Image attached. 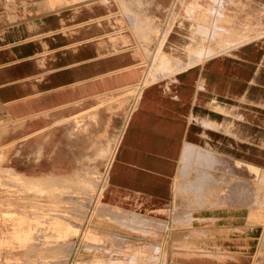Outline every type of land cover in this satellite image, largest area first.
<instances>
[{
  "label": "crops",
  "instance_id": "1",
  "mask_svg": "<svg viewBox=\"0 0 264 264\" xmlns=\"http://www.w3.org/2000/svg\"><path fill=\"white\" fill-rule=\"evenodd\" d=\"M106 2L0 27V121L25 123L30 172H102L101 203L164 222L130 264H264V37L190 56L177 26L142 86L159 102L137 103L155 23Z\"/></svg>",
  "mask_w": 264,
  "mask_h": 264
},
{
  "label": "rangeland",
  "instance_id": "2",
  "mask_svg": "<svg viewBox=\"0 0 264 264\" xmlns=\"http://www.w3.org/2000/svg\"><path fill=\"white\" fill-rule=\"evenodd\" d=\"M52 1L53 0H0V27H4L5 25L10 23H15V20L16 22H18L24 19L33 18L40 13L50 14L52 12H62L69 8H75L81 5L92 4L94 6V4L98 1L105 2V0H75L71 4L63 5L57 8L52 5ZM139 1L142 14L149 16L150 21L154 24L156 22V18H153V20L151 17L150 8H148L149 3L147 2V0ZM180 1L182 2V5L187 2V0ZM158 2L161 4V2L163 1L158 0ZM187 7V11L192 13L193 9L191 8V6L187 4ZM101 15L104 14H96L91 17L97 19ZM167 16L172 17V19L175 21L174 23L176 24V27H184V22L190 20L189 17L185 16L180 10H178L177 12L174 11V9H170L169 11L167 10ZM206 27V24L198 22L197 33L199 35H203V33L207 32L210 37L213 34H216L220 37V32L218 30L213 31L212 29H208ZM168 32L169 29H167V33ZM227 41L230 45L231 39H228ZM224 52L230 51L229 49L226 50L225 48L219 47L218 45L215 46V50L213 48L210 49V46H206L205 53H198L195 56H214ZM24 127V122L3 123L0 121V188H4L0 190V203H2L0 204V230L5 229L1 230L0 233L2 235H6H4L6 237L5 238L0 234V236H2L0 237V241H2L0 242L2 243L0 244V264H56V262L57 264H107L104 263L105 261L108 263L117 261L121 264H124L125 261L129 264L133 263L138 253L137 248H135L134 245L136 242H138L137 238L134 240V238L137 237L135 235L139 233L138 231H136L137 228L144 230L152 226L155 228H161L164 227L165 223H160L159 221V223L157 224H149L148 222L146 224H143L135 219L138 218L136 215L123 214L119 212L115 213L103 203L102 205H100V200L92 203L94 202L92 201V198L94 200L95 193L99 186L98 184L101 183L105 175L102 172H59L40 174H35L34 171L30 172V169L32 167L27 164V162H25V159L21 155V148L26 143V141L24 140V137L26 136L22 138L21 134L18 131L24 129ZM7 142L11 145V147L9 150L5 151V144L7 145ZM91 183L93 186L89 185ZM11 188L13 190H11ZM21 191L24 194H22ZM56 191L58 192L57 194ZM73 192H75L76 194H74ZM64 193L65 195L63 196ZM69 194L71 195V198ZM75 195L76 198L73 199L72 196ZM10 201L14 203L12 204L10 203ZM14 205L17 209H19L17 210L16 208H14ZM75 205H78V207H76ZM81 207L83 208V210ZM92 207V215L96 213L98 209H100L99 216L104 217V219H98L97 216H93L89 223L87 221V218ZM7 210L10 212H8ZM68 210L71 213L68 212ZM72 212H76V215L78 216H76L75 213ZM16 213H18L19 215ZM37 213L40 214V216L37 217ZM55 214L60 218L54 217ZM6 215L7 217H9L7 218ZM45 215H47L48 217ZM3 216H5L6 218L4 217V219ZM42 216H44L45 218H43ZM50 216L53 218H51ZM66 216L70 219H67ZM47 218L48 223L52 221L50 223L52 225L49 224L48 226V224L46 223ZM50 218L53 220H49ZM54 218H57L56 220L58 221L54 220ZM41 219L43 221H41ZM59 219H63V222L59 221ZM9 220L12 222L10 223ZM26 221L29 223L32 222V224L30 223L29 225ZM58 222H62L63 225H66L63 226L61 223L56 225V223ZM14 223L18 226L16 227ZM5 225L7 227L9 225L10 227L7 228ZM39 225L41 226V228ZM123 225H126L128 228H123ZM4 226L5 228H3ZM29 226L30 228H28ZM23 228L25 231L23 230ZM34 229L36 231H34ZM47 229L49 232L46 231ZM45 234H48L46 236L48 238L51 237V239L48 240L45 237ZM57 234L59 235L56 236ZM41 235H43L44 238ZM52 235H55V237L53 236V239L56 238L55 241L52 239ZM59 236H62V238H59ZM35 237H37V239ZM38 238L39 240L41 239V243L37 241ZM34 240L37 242H35ZM56 240H58L59 242ZM161 244H163V242H158L155 245L156 257H159ZM23 258L24 261L21 260ZM50 258H52L53 260H50ZM54 259L58 260L55 262ZM99 259L104 260V262ZM49 261L51 263H49ZM58 261L60 262L58 263Z\"/></svg>",
  "mask_w": 264,
  "mask_h": 264
},
{
  "label": "bare ground",
  "instance_id": "3",
  "mask_svg": "<svg viewBox=\"0 0 264 264\" xmlns=\"http://www.w3.org/2000/svg\"><path fill=\"white\" fill-rule=\"evenodd\" d=\"M75 0H53L52 1V5L55 6V7H60V6H63V5H67V4H71L73 3ZM105 1H109V0H105ZM163 2H161V4L158 2V0H147V2L149 3V7L150 8V14H151V17L152 19L153 18H156V22H155V28H154V48L149 52V63L147 62L148 66H147V69L145 67V70L144 71L145 75L144 77H142L140 75V77H142L141 79V84H139V86L136 88V97H135V102H142V101H157L159 102V99L157 100L158 97H152V99H150V97L148 96L149 94L146 93L144 91V89H142V86L143 85H146L148 87L150 86H153V84H158L160 82V79L158 76H156V74L154 73L153 69H154V64L156 62V60H158V58L160 57L161 58V53L163 51V48L165 46V43L167 42V46L170 44V37L173 36L174 33H176V24L174 23L175 21L172 19L171 16H167V10L169 11L170 9L174 11H178L180 10L181 12H183V14L185 16H188L190 20H187L184 22L185 26L182 27L181 29V32L183 35H189L190 39L186 42V46H182V48H180L181 50L185 51L186 53L188 52L190 54V56H195L197 55L198 53L199 54H203L205 53V48L206 46H210V49L213 48L215 50V46L218 45L219 47H222V48H225L226 50L229 49V51H232L246 43H249L253 40H257V39H261L264 37V0H187V2H185L184 5H182V2L180 0H162ZM100 1L96 2L94 4V6L96 4H100L99 3ZM106 2V3H107ZM113 2H115L114 4L118 5V7L120 8L119 11L123 12V14L126 16V18L132 22V24L135 26L138 25V27L140 28V32L141 33H145V35H147L146 37H149L151 35V33L153 32H150L148 31V27H151V22H150V19H149V16L147 15H144L142 14L141 12V5H140V1L139 0H113ZM105 3V2H104ZM111 2H109L110 4ZM187 4H189L191 6V8L193 9V12H189L187 11L188 7H187ZM115 14V13H114ZM122 14V15H123ZM100 17H104V15H101L99 16L97 19H99ZM126 19V22L128 21ZM154 20V19H153ZM16 22V20H15ZM86 22V21H84ZM88 22V21H87ZM198 22H202V24H206V28L208 29H212L213 31L214 30H218L220 32V37L216 34H213L211 37L209 36V34L206 32V33H203V35H199L197 33V26H198ZM82 23V22H81ZM128 24V23H127ZM130 25V24H129ZM172 26V27H171ZM210 26V27H208ZM131 28V27H130ZM167 29H169V32L167 33ZM120 30V29H119ZM118 30V31H119ZM133 33V32H131ZM148 33V34H146ZM111 34V33H110ZM108 34V35H110ZM150 34V35H149ZM209 38H210V42H209ZM136 39V38H135ZM150 39H152V37L150 36ZM228 39H231L230 41V45L228 44ZM138 42V41H137ZM136 42V43H137ZM190 42V43H189ZM234 42V44H233ZM77 44V43H76ZM137 46V45H136ZM174 48H177V47H174L173 46V42H172V49ZM208 48V47H207ZM135 49V48H134ZM179 49V48H178ZM117 50V49H116ZM120 51V50H118ZM107 53V51H106ZM109 53V52H108ZM144 53V52H143ZM194 54V55H192ZM104 55V54H103ZM106 55V54H105ZM145 55V54H144ZM99 57V56H98ZM148 59V58H147ZM34 60V59H33ZM145 61H146V58H145ZM144 61V62H145ZM148 61V60H147ZM143 62V61H142ZM80 63V62H79ZM168 63V62H167ZM139 64V63H138ZM141 64V63H140ZM133 65V64H132ZM69 66V65H68ZM136 66V65H135ZM48 69V68H47ZM58 69V68H57ZM111 71V70H110ZM109 71V73H110ZM139 71H140V68H139ZM164 71V70H163ZM156 72V71H155ZM160 72V71H159ZM108 73V72H107ZM165 72H163L164 74ZM158 74V73H157ZM162 73H160V75L163 76ZM99 75V74H98ZM112 78V77H111ZM121 80V79H120ZM80 81V80H79ZM135 81V80H134ZM138 81V80H137ZM132 82V81H131ZM128 83V82H127ZM126 83V84H127ZM130 83V82H129ZM137 84V83H136ZM115 85H117L115 83ZM122 85V84H120ZM111 87V86H110ZM117 87V86H116ZM107 90V88H106ZM101 91V90H100ZM95 93V92H94ZM156 98V99H154ZM161 99V98H160ZM161 103V102H160ZM132 106H133V103H132ZM49 107V106H48ZM133 108V107H132ZM131 110V108H130ZM136 112V111H135ZM129 114V113H128ZM33 115V114H32ZM19 116V115H18ZM25 117V116H24ZM127 121V120H126ZM126 123V122H125ZM131 124V123H130ZM124 126V125H123ZM129 127V126H128ZM124 131V130H123ZM118 139V138H117ZM119 139H120V136H119ZM119 143V141H118ZM116 144V142H115ZM116 149V148H115ZM115 149L112 150V154H114L115 152ZM239 160V159H238ZM116 164V163H115ZM116 166V165H115ZM115 169V168H114ZM113 169V170H114ZM106 171V170H105ZM115 171V170H114ZM113 171V172H114ZM107 172V171H106ZM114 174V173H113ZM113 176V175H111ZM19 177V175H18ZM105 177H106V174L104 175V178H103V182H99L100 184H98V188H97V191L95 193V198L93 200L92 198V203H95V201H98L100 200V195H101V192L103 190V186H104V180H105ZM116 178V177H115ZM4 179V178H3ZM92 180V179H91ZM2 181V180H1ZM111 181V180H110ZM93 182V181H92ZM239 182V181H238ZM241 184L244 182L240 181ZM9 183V182H7ZM83 183V182H82ZM237 183V182H236ZM16 184V183H15ZM86 184V183H84ZM234 185V182L231 183ZM246 184V183H245ZM8 185V184H7ZM11 185V184H10ZM14 185V184H12ZM89 185H92L89 184ZM230 186V187H233ZM1 186V185H0ZM87 186V185H86ZM93 186V185H92ZM235 186V185H234ZM239 186V184H238ZM242 187V185H240ZM239 186V188H240ZM11 187V186H10ZM13 187V186H12ZM31 187V186H30ZM91 187V186H90ZM228 187V188H230ZM94 188V187H93ZM4 188H0V190H2ZM9 189V188H8ZM18 189H21V188H18ZM24 189V188H23ZM232 190V188H230ZM236 189V188H235ZM11 190H13L11 188ZM16 190V189H15ZM26 190V189H25ZM234 190V189H233ZM243 190V189H242ZM93 191V189H92ZM235 191V190H234ZM240 191V190H239ZM1 192V191H0ZM29 192V191H28ZM237 192V191H236ZM241 192V191H240ZM239 192V193H240ZM246 192V191H245ZM20 193V192H18ZM22 194H24L22 191H21ZM43 193V191H42ZM53 193V192H52ZM58 192L56 191V194ZM74 194H76L75 192H73ZM91 193V192H89ZM2 194V193H1ZM12 194V193H10ZM15 194V193H14ZM35 194V193H34ZM55 194V193H54ZM72 194V193H71ZM229 194V193H228ZM242 194V193H240ZM3 195V194H2ZM39 195V194H38ZM65 195V193L63 194V196ZM70 195V194H69ZM68 195V197H69ZM91 195V194H89ZM231 195V198H232V194ZM238 195V193H237ZM12 196V195H11ZM82 196V195H81ZM88 196V195H87ZM86 196V197H87ZM236 196V194H235ZM234 196V200L236 201V197ZM241 196V195H240ZM47 197V196H46ZM67 197V196H65ZM79 197V196H78ZM70 198H71V195H70ZM73 199L76 198V195L75 196H72ZM85 198V197H84ZM88 198V197H87ZM86 198V199H87ZM91 198V197H90ZM84 199V200H86ZM107 199V198H106ZM239 199L243 200L246 198H244L243 196L239 197L237 201H240ZM1 202V201H0ZM3 202V201H2ZM83 202V201H82ZM242 202H245L244 200ZM8 203V202H7ZM10 203H12L10 201ZM9 203V204H10ZM14 203V202H13ZM12 203V204H13ZM2 204V203H0ZM11 205V204H10ZM66 205V204H65ZM100 205H102L101 201H100ZM5 206V205H4ZM8 206V205H6ZM22 206V205H20ZM63 206V205H62ZM74 206V205H73ZM76 206V205H75ZM13 207V206H12ZM25 207V206H24ZM78 207V205L76 206ZM83 207V206H82ZM81 207V208H82ZM10 208V206H9ZM14 208L15 205H14ZM36 208V207H35ZM17 209V208H16ZM19 209V208H18ZM17 209V210H18ZM39 209V208H38ZM83 210V208H82ZM8 211V210H7ZM12 211V209H11ZM14 211V210H13ZM92 211H93V207L90 209L89 211V215H88V218H87V221L90 223L91 219L93 216H97L98 219H104V217H100L99 216V212H100V209L97 210L96 213H94L92 215ZM10 212V211H8ZM16 212V211H15ZM14 212V213H15ZM68 212H70L68 210ZM35 213V212H34ZM50 213V212H49ZM55 213V212H54ZM64 213V212H63ZM71 213V212H70ZM72 213H75L76 215V212H72ZM13 214V213H12ZM18 214V213H16ZM38 214V213H37ZM36 214V215H37ZM42 214V213H41ZM47 214V213H46ZM65 214V213H64ZM78 214V213H77ZM19 215V214H18ZM63 215V214H62ZM66 215V214H65ZM80 215V214H79ZM14 216V215H13ZM11 216V217H13ZM26 216V215H24ZM31 216V215H30ZM35 216V214H34ZM40 216V214L37 215V217ZM47 216V215H45ZM78 216V215H76ZM5 216H3L4 218ZM7 217V215H6ZM5 217V218H6ZM9 217V216H8ZM7 217V218H8ZM10 217V218H11ZM21 217V215H20ZM19 217V218H20ZM23 217V216H22ZM43 218H45L44 216H42ZM41 217V218H42ZM48 217V216H47ZM51 217V216H50ZM54 217H59V216H55ZM62 217H65V216H62ZM4 218V219H5ZM18 218V217H17ZM40 218V217H39ZM53 218V217H51ZM49 219V220H53V219ZM60 218V217H59ZM67 218V216H66ZM106 218V217H105ZM14 219V218H13ZM27 219V217H26ZM32 219V218H31ZM57 219V218H56ZM54 218V220H56ZM67 219H70V218H67ZM137 221H140L141 223L143 224H146L147 222L149 224H157L159 223V221H154L152 219H149L148 217L147 218H144V217H138V218H135ZM11 220V219H10ZM9 222L11 223L12 221ZM35 220V219H33ZM38 220V219H36ZM45 220V219H44ZM8 221V220H6ZM5 221V222H6ZM23 221V219H22ZM40 221V220H39ZM41 221H43L41 219ZM46 221V220H45ZM58 221V220H56ZM59 221H62L63 222V219ZM15 222V221H14ZM27 222V221H26ZM52 221H50L48 223V218H47V224L49 226V224L51 223ZM62 222H58L56 223L59 224ZM3 223V222H2ZM29 225L30 223L32 224V222H27ZM39 223V222H38ZM43 223V222H42ZM67 223V222H66ZM160 223H164L162 221H160ZM7 224V223H6ZM9 224V223H8ZM15 224V223H14ZM13 224V225H14ZM45 224V223H44ZM43 224V225H44ZM71 224V223H70ZM1 225V224H0ZM3 225V224H2ZM16 225V224H15ZM20 225V224H19ZM36 225V224H35ZM52 225V224H50ZM63 225V224H62ZM66 225V224H65ZM63 225V226H65ZM72 225V224H71ZM6 226V225H5ZM5 226L3 228H5ZM18 225H16L17 227ZM40 226V225H39ZM143 226V225H142ZM7 227V226H6ZM8 227H10L8 225ZM7 227V228H8ZM15 227V228H16ZM53 227V226H52ZM51 227V228H52ZM58 227V226H57ZM56 227V228H57ZM2 228V227H1ZM15 228H14V231H15ZM30 228V226L28 227ZM41 228V226H40ZM33 229V228H32ZM46 229V228H44ZM43 229V230H44ZM53 229V228H52ZM1 230H5V229H1ZM0 230V231H1ZM12 230V229H11ZM17 230V229H16ZM20 230V229H19ZM24 230V228H23ZM38 230V229H37ZM54 230V229H53ZM52 230V231H53ZM57 230V229H56ZM25 231V230H24ZM31 231V230H30ZM34 231H36L34 229ZM47 232L48 229L46 230ZM59 231V230H58ZM67 231V230H66ZM73 231V230H72ZM71 231V232H72ZM197 231V230H196ZM3 232V231H2ZM21 232V231H20ZM39 232V231H38ZM42 232V230H41ZM54 232V231H53ZM4 233V232H3ZM10 233V232H9ZM14 233V232H13ZM12 233V234H13ZM18 233V232H17ZM64 233V232H63ZM1 234V233H0ZM26 234V233H24ZM60 234V233H59ZM59 234H57L56 236H58ZM68 234V233H67ZM184 234V233H182ZM2 235V234H1ZM5 235V234H4ZM2 235V236H4ZM20 235V234H19ZM46 235L48 234H45V237L50 240L51 237H47ZM51 235V234H50ZM65 235V234H64ZM0 236V237H2ZM6 236V235H5ZM4 236V237H5ZM9 236V234H8ZM25 236V235H24ZM38 236V235H37ZM40 236V235H39ZM43 237V235H41ZM53 236L55 237V235H52V239H53ZM13 237V236H12ZM17 237V236H16ZM26 237V236H25ZM62 238V236H59V238ZM6 238V237H5ZM9 238V237H8ZM37 239V237H35ZM44 238V237H43ZM65 238V237H64ZM4 239V238H3ZM33 239V238H31ZM56 239V238H55ZM55 239H53L55 241ZM58 239V238H57ZM1 240V239H0ZM15 240V239H14ZM41 240V239H40ZM39 238H38V242H40ZM46 240V239H45ZM51 240V241H53ZM8 241V240H7ZM6 241V243H7ZM11 241V239H10ZM18 241V240H17ZM23 241V240H22ZM33 241V240H32ZM31 241V242H32ZM35 241V240H34ZM35 241V242H37ZM58 241V240H56ZM2 242V241H0ZM4 242V241H3ZM13 242V241H12ZM20 242V241H19ZM30 242V243H31ZM42 242V241H41ZM40 242V243H41ZM50 242V241H49ZM59 242V241H58ZM61 242V240H60ZM47 243V242H46ZM52 243V242H51ZM2 244V243H0ZM11 244V243H10ZM14 244V243H13ZM21 244V243H20ZM32 244V243H31ZM34 244V242H33ZM17 245V244H16ZM29 245V244H28ZM1 246V245H0ZM47 246V245H46ZM22 247V246H21ZM12 248V247H11ZM27 249V248H26ZM8 250V249H7ZM7 254V253H6ZM256 255V254H255ZM105 258V257H104ZM17 260V259H15ZM19 260V259H18ZM24 261V258L21 259ZM49 260V259H48ZM50 260H53L52 258H50ZM55 260V259H54ZM58 259L55 260V262L57 261ZM101 260L102 262H104V260L102 259H99ZM30 262V261H29ZM53 262V261H52ZM60 261H58L59 263ZM49 263H51L49 261ZM63 263V262H62ZM104 263H107V264H121L120 262H117V261H113V262H104ZM52 264V263H51ZM57 264V262H56ZM156 264V263H155Z\"/></svg>",
  "mask_w": 264,
  "mask_h": 264
}]
</instances>
